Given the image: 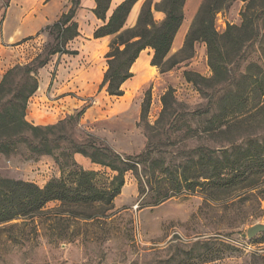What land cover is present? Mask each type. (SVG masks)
<instances>
[{"label":"rangeland","instance_id":"374dc122","mask_svg":"<svg viewBox=\"0 0 264 264\" xmlns=\"http://www.w3.org/2000/svg\"><path fill=\"white\" fill-rule=\"evenodd\" d=\"M145 1L135 5L137 14L132 10L126 28L137 24ZM206 2L201 0L197 7L198 0L186 1L184 15L191 14L193 20L183 23L169 53L178 63L162 73L152 66L153 50L147 49L120 97L100 88L113 37L95 39L103 22H95L80 5L76 15L80 35L68 44L78 55H54L38 70L39 89L27 110L30 123L52 126L51 138L66 139L53 144V155L40 156L25 145L10 155L0 154V179L44 187L61 179L62 167L69 169L75 162L96 171L99 186H109L117 173L76 154L71 141L109 148L122 156H140L149 146L154 153L145 166L137 165L138 172L126 173L121 193L104 216L75 218L68 207L51 202L38 217L14 221L0 230V264H264V232L253 239L247 235L249 227L264 223V174L251 178L247 189L218 194L210 203L200 192L186 194L184 189L153 206L170 187H178L176 177L159 172L163 165L178 168L179 175L185 164L198 158L200 149L215 150L214 156L221 158L230 141H264V111L259 112L264 95L255 82L264 77V17L258 22L257 40L227 57L221 80L196 87L185 76L186 72L206 79L215 76L205 43L184 50L186 36ZM245 6L243 1L225 5L216 14V30L222 34L228 24L240 26ZM71 7L72 0H0V81L11 68L46 56L53 37L42 30ZM153 14L158 23L165 18L155 8ZM170 90L172 107L163 115L162 99ZM148 99L149 112L143 119ZM208 107L211 111L204 116H182ZM219 119L230 123L226 133L227 126H213ZM250 146L251 152L259 149ZM85 151L94 153L92 148Z\"/></svg>","mask_w":264,"mask_h":264},{"label":"trees","instance_id":"16d2710c","mask_svg":"<svg viewBox=\"0 0 264 264\" xmlns=\"http://www.w3.org/2000/svg\"><path fill=\"white\" fill-rule=\"evenodd\" d=\"M95 1L96 8L93 13L103 25L95 30L94 38L113 37L106 54L108 68L100 85L101 89L106 88L109 95L118 97L124 95L123 86L134 77L132 68L141 53L147 49L153 50L152 66L158 67L162 73L178 63L174 58H169V53L184 23V7L187 0H162L159 3L146 0L137 24L132 28H126V22L140 0H124L110 16L108 13L113 0ZM234 1L246 3L242 12V24L240 26L228 24L226 31L220 34L215 26L216 14L225 5ZM80 5V0H72L69 11L63 13L56 23L42 30L53 37V44L46 56L39 55L27 65L11 68L0 81V154L10 155L19 145H25L40 156L53 155L55 151L53 144L66 139L51 138L54 130L52 126L42 127L30 123L27 120V110L30 99L39 89L38 70L46 66L54 55H78V51L70 50L68 44L80 35L79 24L76 21ZM154 8L165 15L160 23L154 18ZM263 17L264 0H207L201 6L186 36L184 50H192L197 42L205 43L209 65L215 76L213 79H206L194 72H186L187 80L196 87H201L214 79L221 80L227 71L225 68L227 57L231 53L241 51L249 42L257 40L258 22ZM30 39L32 38L27 40ZM255 82L260 85L261 95H264V77ZM227 98L225 94L222 100L226 102ZM162 101L164 115L172 107V90L163 96ZM149 107L148 99L142 108L143 119L146 118ZM84 111L85 109L78 112L77 116H81ZM210 111L208 107L193 113H183L182 116L201 117ZM261 111H264V106L259 109V112ZM222 114L221 111L216 119L221 118ZM229 124L219 119L213 126L216 128L227 126L223 130V133H226ZM70 143L76 154L85 155L94 164L117 173L110 185L99 186L98 173L85 170L75 162L69 169L62 167L61 179L53 180L44 187L32 182L0 179V230L14 221L38 217L51 202H60L62 207H68L70 216L75 218L84 220L100 218L113 207L114 199L125 185L126 173L138 172L137 165L145 166L154 153L149 146L140 156H122L109 148L77 145L73 141ZM251 144L259 149L251 152ZM230 146L222 153L221 158L214 156L215 150L205 153L200 149L198 158L185 164L179 175L178 168L163 165L159 172L162 176L176 177L178 187H170L153 203V206L181 195L184 189L186 194L200 192L206 203L216 201L215 196L218 194L247 189L246 183L251 178L264 174V141L251 140L245 144L230 141ZM85 148H92L94 153L87 155ZM191 168H195V177L190 175Z\"/></svg>","mask_w":264,"mask_h":264},{"label":"crops","instance_id":"0c3cea01","mask_svg":"<svg viewBox=\"0 0 264 264\" xmlns=\"http://www.w3.org/2000/svg\"><path fill=\"white\" fill-rule=\"evenodd\" d=\"M124 0H113L112 1V4H111V10L116 8L120 3H122ZM154 3H159L161 2L162 0H153ZM190 1V0H187V2ZM201 4V0H198V3H197V7H199ZM81 5L83 7V9L85 8V10L89 11L91 13V15L93 16V18L95 19V22L98 21V22H101L100 20L97 19V17L95 16V14L93 13V10L96 8V1L95 0H82L81 2ZM195 11H197V8H195ZM133 13L136 15L137 14V8L136 6L134 7L133 9ZM193 20V16L191 14H188V13H185V20H184V23L187 22L190 23L192 22ZM184 25V24H183ZM104 39V38H102ZM100 40V39H99ZM146 51V50H145ZM143 51L139 57V59L141 58L142 59V56H143V53L145 52ZM138 59V60H139ZM137 60V62H138ZM135 63L134 66L138 63ZM133 66V67H134Z\"/></svg>","mask_w":264,"mask_h":264},{"label":"water","instance_id":"95a60500","mask_svg":"<svg viewBox=\"0 0 264 264\" xmlns=\"http://www.w3.org/2000/svg\"><path fill=\"white\" fill-rule=\"evenodd\" d=\"M263 232H264V223H257L248 228L247 235L249 239H253L255 236Z\"/></svg>","mask_w":264,"mask_h":264}]
</instances>
